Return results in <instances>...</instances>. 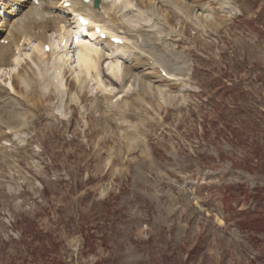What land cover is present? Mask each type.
<instances>
[{"label":"rangeland","instance_id":"rangeland-1","mask_svg":"<svg viewBox=\"0 0 264 264\" xmlns=\"http://www.w3.org/2000/svg\"><path fill=\"white\" fill-rule=\"evenodd\" d=\"M218 1L160 8L159 49H132L168 54L187 81L147 96L131 74L161 73L131 66L114 117L92 82L74 88L81 106L48 82L35 107L39 86L32 96L24 82L29 129L0 136V264H264V0ZM16 57L0 85L28 61Z\"/></svg>","mask_w":264,"mask_h":264},{"label":"bare ground","instance_id":"bare-ground-1","mask_svg":"<svg viewBox=\"0 0 264 264\" xmlns=\"http://www.w3.org/2000/svg\"><path fill=\"white\" fill-rule=\"evenodd\" d=\"M30 1L0 0V10H3L4 13L3 17H0V73L20 63V59L15 58L16 54L19 56L23 54L24 57L28 55L26 57L28 61L24 58V63L19 65L17 73L14 71L15 69L12 70L13 75L3 79L2 85H0V129L2 127L11 128L10 132L8 129L0 130V136L12 139L18 132L29 129V122L19 117L24 111L21 106L25 100V95L20 92V88L25 83L27 88L24 87L21 90L30 92L31 95L34 93V89H38L35 85L39 86L41 92L38 90L35 94L36 100L30 101V105L35 107L34 104H40L42 99L52 96L54 89H60L64 94V96H60L57 92L58 100L62 101V98H65V102L72 103L74 106H81L80 94L74 93L73 91H76L74 88L79 93H83L88 90V85L92 82L93 86L96 87L94 94L101 99V112L113 116L111 114V98L121 92L122 89L120 88L129 77L128 69L131 66L135 68H143L148 65H150L149 67L155 66V71L159 70L161 75L162 73L165 74L164 76H156L152 75L155 73L151 72L142 73L141 71L142 74L129 72L134 77V83L138 86V93L144 95L149 93L147 90L149 85L159 86L161 81L164 82L161 84H176L175 82L179 80L187 81L188 68L186 66L185 68L184 66H176L172 59L168 58V54L156 53L153 50L152 52L148 48L150 46L151 49H159L158 43L160 41V38L157 37V30L153 32L149 28H158L157 32L161 33L162 36V32L168 27L169 20L165 15H161L160 8L166 10V6L169 4L171 5L169 7L172 8H167L166 11L177 14L175 12H184L183 10L188 9L191 5H198L197 1L199 0H99L96 9L92 8L93 0H89L88 3H83L81 0H67L70 2V6L67 8H63L64 2L62 0H37L35 5ZM147 1L151 3L148 4ZM218 3L223 7H228L227 1L219 0ZM201 7L197 8L198 15H202L204 20L208 21V13L205 11L207 9L204 10ZM195 8H193L194 12H196ZM188 13H184L182 17H186ZM180 14L178 15L180 16ZM80 18L86 20L88 26L83 27L79 24ZM199 19L202 20L200 17ZM184 21L197 27L196 22L188 19H184ZM149 23L152 24L149 25ZM95 24L99 25L102 33H105L106 38L104 40L92 32L91 27ZM76 27L82 28V32L89 38L83 40L84 34ZM144 28L152 32L146 31ZM169 30L168 34L172 32L171 28H168L167 31ZM74 37L76 38L75 42L72 41ZM79 37L80 41L78 42ZM112 38H118L120 44L111 42ZM68 40L69 44L66 45ZM150 41L152 42L150 43ZM61 42H64L63 46H60ZM139 42L147 44V49H132V46ZM45 45L50 47L49 52H44ZM57 45L58 49H56ZM25 48H29L30 51L25 50ZM132 52L133 55L130 54ZM148 54L151 57H148ZM131 62L134 64L130 65ZM103 64L106 65V68L102 67ZM163 65H166L172 72L170 76L162 69ZM152 68L149 69L152 70ZM178 71L183 73V77L180 79L174 77ZM37 72L40 73L38 78L35 75ZM116 72L119 74L116 75ZM2 76L0 74V79ZM162 77L165 79L163 80ZM48 82L50 83L48 94L51 92L49 96L45 95L46 92L41 89ZM21 83L24 84L21 85ZM180 83L177 85H185ZM50 86L54 89L52 87L50 89ZM72 86L73 88H71ZM168 89L169 85L163 91ZM18 92L22 93L21 97ZM115 121L119 126L116 118ZM119 127L120 130L126 132L121 125Z\"/></svg>","mask_w":264,"mask_h":264}]
</instances>
